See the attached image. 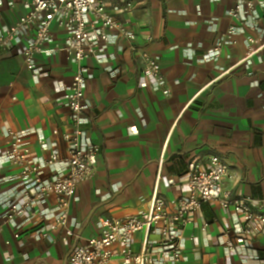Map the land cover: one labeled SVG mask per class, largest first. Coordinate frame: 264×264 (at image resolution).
I'll use <instances>...</instances> for the list:
<instances>
[{
    "label": "crops",
    "instance_id": "crops-1",
    "mask_svg": "<svg viewBox=\"0 0 264 264\" xmlns=\"http://www.w3.org/2000/svg\"><path fill=\"white\" fill-rule=\"evenodd\" d=\"M99 2L135 38L105 44L83 62L91 76L83 129L100 152L92 178L75 188L69 223L76 237L67 242L55 222V198L34 206L43 220L29 213L5 218L10 202L22 200L16 196L22 187L21 168L4 162L3 151L5 131L17 132L30 158L59 153L60 163L45 169L44 178L63 173V136L72 128L64 96L77 65L59 50L37 58L34 76L23 57L24 41L0 50V264H66L75 246L100 235L101 218L143 215L154 195L175 211L190 195L189 165H204L211 156L228 165L224 189L231 197L264 201V7L256 1L259 23L252 30L250 12L241 11L246 22L229 17L235 0ZM29 10L30 0H0V30ZM231 27L239 30L233 40L207 57ZM53 34L64 41L56 25ZM249 38L256 41L251 47ZM143 52L157 59L163 90L143 73ZM240 224L216 202L204 204L184 230L183 264H264L263 234L242 253L222 244L223 233L235 235ZM142 242L138 234L136 252Z\"/></svg>",
    "mask_w": 264,
    "mask_h": 264
},
{
    "label": "built area",
    "instance_id": "built-area-1",
    "mask_svg": "<svg viewBox=\"0 0 264 264\" xmlns=\"http://www.w3.org/2000/svg\"><path fill=\"white\" fill-rule=\"evenodd\" d=\"M237 8L228 15L234 20L246 22L242 10L250 12V28H258L259 16L255 11L256 1L264 7V0H235ZM65 32L63 42H58L53 34V26ZM238 29L231 27L221 37L216 48L207 57H216L223 44L230 43ZM125 38L134 40V34L117 22L99 0H30V10L16 23L0 30V50H8L24 41L25 63L38 74L36 68L39 56H53L63 50L67 60L77 65L76 73L64 96L69 109L71 131L63 136L66 144L65 168L58 177L47 180L45 169H52L60 163L59 153L52 149L46 160L30 158V150L24 144L23 136L6 130L7 143L3 151L4 162L21 168L19 177L22 187L20 202H10L6 219L12 220L25 213L37 215L41 220L46 216L36 213L34 206L43 204L50 198L57 201L55 222L63 229L62 241L76 237L70 227L69 209L75 188L90 180L98 161L100 147L93 144L83 129L85 113L88 110L86 84L91 78L83 62L97 53V49L114 40ZM249 46L255 40L248 39ZM143 73L155 80L158 90L166 86L160 65L156 58L141 54ZM167 94V91H163ZM40 144H45L40 140ZM228 165L219 156H211L204 164L189 165L187 185L188 197L178 201L175 211L166 209L165 201L154 195L148 201V211L143 215L125 218H101L100 235L75 246L66 264H183L184 230L192 223L193 216L204 204L216 202L227 212L241 218L235 235L226 231L222 244L233 253H242L251 247L258 235H264V201L252 197L233 198L225 191V181L229 177ZM207 224L202 230L205 231ZM1 233V227H0ZM142 234L140 252L133 248L134 238ZM46 237V233H42ZM158 237L153 240L152 237ZM19 235H15L18 238ZM9 244V242H7Z\"/></svg>",
    "mask_w": 264,
    "mask_h": 264
}]
</instances>
